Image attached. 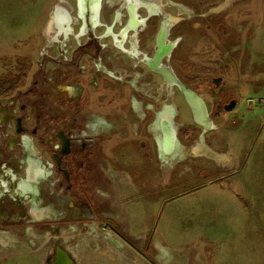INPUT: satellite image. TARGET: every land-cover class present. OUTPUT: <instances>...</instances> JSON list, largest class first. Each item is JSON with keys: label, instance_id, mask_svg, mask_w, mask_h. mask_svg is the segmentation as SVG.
Wrapping results in <instances>:
<instances>
[{"label": "rangeland", "instance_id": "1", "mask_svg": "<svg viewBox=\"0 0 264 264\" xmlns=\"http://www.w3.org/2000/svg\"><path fill=\"white\" fill-rule=\"evenodd\" d=\"M102 4L101 22L105 27L94 28L88 25V21L86 23V19L80 18L77 0H0V77L9 71L15 72L17 56L28 55L35 71L27 83L33 81L39 72L42 78L46 76L47 81L53 83L47 86L53 93L48 97L51 104L61 97L55 90L56 84L60 85L63 81L71 86L84 84L85 97L96 105L92 109L97 114L123 116L128 122L124 130L115 134L112 143H102V150L107 149L102 153L105 155L109 152L108 158L115 159L114 167L111 165L114 170L112 179L118 184L129 182L128 174L124 172L125 166L129 163L139 164L142 175L138 182L143 184L145 206L150 211V217L145 216V221L138 217L135 222L130 214L125 221L122 215L113 214L110 217L108 213L106 217H99L96 229L102 233L100 239L104 241H107L106 233L119 241L116 235L118 231L125 232L128 237V230L131 229L141 231L142 236L157 229L155 235L163 231L164 236L160 234V238L162 241L166 239L169 247L160 249L157 247L159 244L154 246L156 242L151 234L148 235L149 239L143 236L138 244L144 255L123 243L128 251L123 252V263L114 253L103 249L102 253L107 259V263H104L264 264V164H261L260 156L256 153L260 149L254 148L256 151L251 153L255 141L247 138L250 147L245 146L249 153L248 162L246 160L247 167L240 176L235 174L230 177L234 170L226 171L217 154L226 151L233 133L246 132L250 133V137L264 127V43L261 46L258 43L255 47L253 42L256 35L264 33V27L260 25V18L264 17V0H176L174 6H170V0H103ZM134 5L135 10L138 5H145V8L136 11L137 16L143 18L151 15V6L155 12H160V16L153 17L158 21H153L143 38L144 53L150 57L155 50L154 41L161 19L167 18V29L171 28L167 39L175 45L171 43V61L170 57L160 61L164 59L162 66L167 72L164 75L174 76L178 82L191 85L199 96L204 95L203 103L207 109L211 110L212 101L216 99L212 92L217 90L214 82L221 80L227 88L239 87L243 99L240 106L229 114L223 110V117L212 120V130L207 131L194 123L189 104L178 84L151 72L145 65L143 80L129 77L136 87L131 89L129 85L128 98H134L127 109L122 104L124 99L120 94L126 87L123 83L117 84L119 80L101 72H85L75 76V68L63 67V62L74 59L77 45L87 40L91 30L94 35L102 37V43L111 45L116 60L124 61L127 58L126 62L135 68L142 58L127 57L124 49L134 48L135 52L138 31L122 35L126 28L122 25L124 20L114 25L115 14L120 12L127 16L124 8ZM84 8H81V13ZM57 9L70 20L73 19L67 29H59L56 20L53 21ZM223 9L225 12L219 13ZM197 14H203L204 18ZM85 27L88 28L84 31ZM109 28H112V37L108 35ZM127 36L128 43L119 45L117 39H126ZM91 58L94 59V56L88 53L84 59ZM87 65L89 63L84 66ZM98 66L105 69L104 65ZM117 70L115 76H124L120 68ZM88 80L94 87L101 83V91L94 93L88 83L85 84ZM110 81L111 85L106 86L105 83ZM67 89L70 94L77 91L73 87ZM218 104L219 100L215 109L219 107ZM137 117L140 124L134 131ZM166 131L176 133L175 152H168L172 150L171 144L165 149L168 154L160 159L158 155L156 157L159 146L155 141L160 133L164 138ZM134 133L139 135L135 136ZM141 137L145 140L142 141ZM205 170L208 177H205ZM224 176L230 177V180H220ZM207 180L215 182L207 187ZM159 181L160 189L156 185ZM223 196L227 200L221 199ZM177 198L181 200H175ZM156 203L160 205L159 210ZM217 229H221V233L217 234ZM43 234L35 235L45 238ZM150 245L151 251L147 249ZM4 249H0V264H20L21 260H16L19 255L11 257L13 250ZM30 251L31 254L25 257L27 263L33 260V264H42L36 258L43 257L47 251ZM7 252L10 254L6 256ZM87 257L80 260V264H97L100 258L99 254L96 260L93 255L89 259Z\"/></svg>", "mask_w": 264, "mask_h": 264}, {"label": "flooded vegetation", "instance_id": "2", "mask_svg": "<svg viewBox=\"0 0 264 264\" xmlns=\"http://www.w3.org/2000/svg\"><path fill=\"white\" fill-rule=\"evenodd\" d=\"M77 1L81 19H86V23L88 21L90 27H105V24L101 22L103 0H83V7H85L83 15L80 0ZM133 1L136 0H129V2ZM171 5H176V0H170ZM135 7L134 5L128 9L124 8L127 16L120 12L114 16V25L121 19L124 20L122 25H125L126 28L122 35L133 30L138 31L135 37L136 54L134 48L124 49L127 57L139 58L138 56H140L142 58L135 68L126 62L127 58L124 61L123 59L119 61V58L116 60L113 57L111 45L102 43L100 41L102 37L94 35L91 30L87 40L77 45L74 59L62 63L66 69L75 68V76L85 72H101L106 73L110 78L119 80L116 81L117 84L123 83V86L126 87L120 92L124 99L122 104L126 109L129 104L132 105L134 98L133 96L128 98L129 85H131V89L136 87L130 82L129 77L143 80L144 65L151 72L160 74L152 69L147 61L155 57L158 50V37L162 29L169 27L167 18H162L161 22L159 20L161 26L154 41L155 50L151 57L146 55L143 50L145 49L143 38L151 28L153 21H158L153 17L160 16V12H155L154 7L151 6V15L143 18L141 15H135V11L145 8V6L138 5L136 10ZM224 12L223 9L219 13ZM122 16H125L126 19H123ZM197 16L204 18L203 14H197ZM70 23H73V19ZM162 23L164 27H162ZM87 28L85 27L84 31ZM170 29H167V37ZM111 30L112 28H109L108 35L112 37ZM84 36L87 35L84 34ZM117 42L121 46L125 42L128 43V36L126 39H117ZM170 43L172 41L168 42V44ZM88 53L94 56V59H84ZM171 54L172 52L164 59L170 57L171 61ZM87 63L89 65L84 66ZM118 63H120L119 66L116 65ZM98 64L104 65L105 69H102V66L100 67ZM118 68L123 72L121 74H124L120 78L115 76V71H118ZM116 73L118 74V72ZM129 73H135V75L130 76ZM40 75L39 72L35 76L33 75V81L29 84L27 80L30 77L14 91L0 95V232H45L57 228L70 232L74 229H87L96 226L99 217L103 215L98 213L94 207L97 199L96 189L111 185L113 182L114 171L111 169L110 163L112 158H108L109 152L103 155L102 152L107 149L103 151L101 145L102 143H112L115 140V134L127 126L126 119L119 115L115 117L97 114L92 109V106L96 105L85 97L84 84L71 86L68 84L69 82L65 81L61 83L62 85L56 84L55 90L61 94V97L56 103L51 104L48 97L52 90L49 91L47 86L53 83L48 82L46 76L42 78ZM87 83L94 93L101 91L99 88L101 83H98L97 87L90 85L89 80L85 82V84ZM109 83L111 81L105 83L106 86L111 85ZM184 84L194 90L191 85L185 82ZM213 84L217 90L216 92L212 90L216 99L212 101L211 110L208 109L211 120L219 116L223 117V110L230 103L235 105L234 109L229 112L225 111L228 114L232 113L243 100L239 87L227 88L226 83L221 80ZM70 87L75 88L76 93L70 94L67 89ZM221 88H226V90H221ZM108 89L111 90V88ZM202 98L205 101L204 95ZM218 100L219 109H215ZM125 112L128 113L127 110ZM191 116H193L192 112ZM139 122L138 119L134 124V131L135 128H138ZM98 133L106 134L102 136ZM186 136L189 135L186 134ZM33 164L39 167V172L37 177H32V179L30 167ZM33 199H38L42 206L49 207L48 219H36L32 216V208L36 207L32 202ZM101 205L103 206V203Z\"/></svg>", "mask_w": 264, "mask_h": 264}, {"label": "crops", "instance_id": "3", "mask_svg": "<svg viewBox=\"0 0 264 264\" xmlns=\"http://www.w3.org/2000/svg\"><path fill=\"white\" fill-rule=\"evenodd\" d=\"M260 20H261L260 25L264 27V17L260 18ZM253 42L255 44V47H256V44L258 43H260V46H261L262 43H264V33H259L258 35H256V38L254 39ZM98 134L105 136L106 133H98ZM134 134L135 136L139 135L138 133H134ZM161 134L162 133L159 134V136L156 138V141H155V143L159 146L158 151H157L158 153L156 154V156L158 155L160 159H161V156L165 157L163 155L168 154V152H165V150L162 149L163 136ZM249 135L250 133H246V132L245 133H233V135L230 136L231 144L227 145L228 147L226 146L227 147L226 151L217 152L219 162L223 164V168H226V171L234 170V173L232 175H229L230 177L235 174H238L239 176L242 175L243 171L247 167V162H248L247 156H249V153L245 149V146H248L247 145L248 139L255 141L254 144H252L253 149L251 153L260 149L259 151H256V153L257 155L260 156L258 159L262 162L261 164H264V127L260 132L252 133L250 137ZM141 138H142V141L145 140L144 137H141ZM254 148L256 150H254ZM207 149L209 150L208 147ZM173 152H175V147L172 149V151H169L170 154ZM141 160L142 159H140V161ZM114 161H115L114 158H112V160L110 161L112 166L114 165ZM134 164L135 163H129V165L125 166L126 168L124 169V172L128 174L129 182L128 181L126 183L121 182L120 184L116 182H112L111 185H106L101 188L97 187L96 189L97 199L95 201L94 207H96V210L98 213L103 214V217H106L108 213L110 214V217H112L113 214L115 216L122 215L123 216L122 220L126 221V219L128 218V214H130L131 215L130 217L135 222H136V219H139L138 217H141L142 220L144 218V221L146 217L147 218L150 217V214H149L150 211L148 212L147 211L148 209L145 206L146 199L144 196V188H142L143 184L138 182V180L140 179L142 175V171L138 168L139 164L138 165L137 164L134 165ZM30 168L32 171L31 176L35 178V176L38 175L37 172H39L38 171L39 167L33 164ZM239 169H241L242 172L238 173L237 171ZM116 170L120 171L119 169H116ZM137 172H139V174ZM204 172L206 174L205 177H208L209 176L208 171L205 170ZM135 173H137L138 176ZM226 177L227 176H224L220 178V180L228 181L230 177L229 178H226ZM213 182L215 181L208 182L207 187L209 185H212ZM152 183L154 185L155 181H153ZM159 183L160 181L156 183V185H158V188L160 187ZM158 196H159V192H158ZM224 197L225 196L221 197V199L227 200V198H224ZM181 198H177L175 200H181ZM32 202L36 206L35 208H32L33 209L32 216H34L36 219H48L50 215L49 207L44 206V205L42 206L40 202L38 201V199H35V200L33 199ZM101 203H103V206L101 205ZM167 203L168 202L166 201V204ZM159 209H160V205L157 204V210ZM153 215H154V212H153ZM156 222L157 223L159 222L157 217H156ZM96 227L97 225L91 226L90 228H87V229H74V230H71L70 232L61 231L58 228L55 230H47L45 232L44 231H41V232L40 231L39 232L28 231L24 233L0 232V249L5 248L8 251L13 250L11 254L7 252L6 256L7 254H10L11 257L14 256L16 258L17 255H19V257H17L16 260L17 261L21 260L20 264H33L32 263L33 260H31V258L27 257L32 262L27 263V260H25V257L31 254L30 250H33V249H40V250L47 251V254H45L43 257L36 258V259H39V262L41 261L42 264H80V260L83 261L84 258H86V256H88L87 259H89L93 255L94 259L96 260L97 254H99L100 256L99 262H97V264H105L107 263V259H106V256H104L102 253L103 249H108V251H110L111 253H114L115 257H117L121 261V263H123L122 255H123V252L127 251L126 247H124V244L127 246H130L132 249L136 250V252H138L139 254L144 255L141 252L142 250L140 246L138 245L141 243L143 236L145 238L146 237L148 238V235L152 234L153 240H155L156 242V245L154 246H157L159 244L160 247L159 246L157 247L160 249L166 248V246L169 247V244L165 242L167 240L164 239V241H162V239L160 238V234L162 235L164 234V232L161 230H160L161 233L158 232L156 235L155 233L157 229H154L151 232L149 231L148 232L149 234H145L142 236L141 235L142 233H140L141 231L131 229L130 231L128 230L129 232L128 237L125 235V232L123 233V232L118 231L119 234H116V235H118L120 239L119 241H116L115 239H113L111 237L112 236L111 234L106 233L105 237L107 241H104L103 239H100L102 237V233L100 231H97ZM216 233L217 234L221 233V229H217ZM35 234H43L45 238H43L42 235L36 236ZM133 238H135V240H133ZM209 239L211 238H208L207 240ZM113 246H115V248ZM151 248H152V245H150L147 249L151 251ZM81 251H85L86 253L84 254V252H81ZM61 255L64 256L63 258L65 261L59 263L58 260L60 259ZM101 260L103 261L102 263H101Z\"/></svg>", "mask_w": 264, "mask_h": 264}, {"label": "water", "instance_id": "4", "mask_svg": "<svg viewBox=\"0 0 264 264\" xmlns=\"http://www.w3.org/2000/svg\"><path fill=\"white\" fill-rule=\"evenodd\" d=\"M165 30H167V29H165ZM162 33H163V29H162L161 33L159 34V36ZM173 45H175V43H173ZM158 50H159V45H158ZM158 50H157V52H158ZM157 52L155 54V57L158 54ZM147 63H148V61H147ZM160 67L163 68L162 65H160ZM158 73H160V75H162L169 82L174 83V84H178V86L180 87V90L184 94V97H185L187 103L190 106V109H191V112H192V115H193L192 117H193L194 123H196L197 125L201 126L202 128H204L207 131L208 130H212V128L214 126H213V122H212V120H211V118H210V116L208 114V109L207 108L203 109L202 106H201V101H204V99L201 96H199L195 91H193L192 89L187 87L185 84L178 82L174 76H172V78L169 79L161 71H159ZM234 106H235L234 104L230 103V104H228L226 106L225 110L228 111V112L232 111L234 109ZM202 114H205V119L202 122H200V121H198V118ZM206 121H207L208 124H206ZM164 134H165V136H164L163 141H162V143H164V147L162 146V149L165 150V144L167 143V146H168V142L169 141H171V143L173 144L172 145V149H173L174 146H175L174 144L176 143V133H168V131H166ZM166 151L167 150H165V152ZM63 257L64 256L61 255L60 259L58 260L59 263L65 261Z\"/></svg>", "mask_w": 264, "mask_h": 264}, {"label": "bare ground", "instance_id": "5", "mask_svg": "<svg viewBox=\"0 0 264 264\" xmlns=\"http://www.w3.org/2000/svg\"><path fill=\"white\" fill-rule=\"evenodd\" d=\"M80 7H83V0H80ZM89 3V2H88ZM145 6V5H144ZM137 11V10H136ZM136 11H135V15H136ZM139 16V15H138ZM55 19H53V21L56 22V25L58 26L59 29H67L68 26H70V18L66 17L60 9H57V11L55 12ZM136 18V17H135ZM139 21V20H138ZM54 24V23H53ZM167 30L163 29V33L158 37V45H159V50H158V54L157 56L151 59H148V64L149 66H151L152 69H154L156 72L161 71L163 74H167L166 70L164 68H161L160 65H162L160 63L161 59L166 57L167 55L169 56V54L172 52L173 50V46L172 44H168L167 42ZM167 78H172V76L170 75H166ZM201 106L203 109L206 108L205 104L203 103V101H201ZM205 119V114L200 115V117L198 118V121L202 122ZM164 129V128H163ZM161 137V136H160ZM162 141V140H161ZM171 141L168 142V146L171 145ZM173 145V144H172ZM171 145V147H172ZM162 146L164 147V143L162 144ZM167 147V143L165 144V149ZM35 170V169H34ZM39 171V170H38ZM32 173V172H31ZM35 173V172H34ZM38 173V172H37ZM36 173V174H37ZM42 173V172H41ZM35 176V175H34ZM37 177V176H36ZM32 178V176H31ZM33 179V178H32ZM32 181V180H31Z\"/></svg>", "mask_w": 264, "mask_h": 264}, {"label": "trees", "instance_id": "6", "mask_svg": "<svg viewBox=\"0 0 264 264\" xmlns=\"http://www.w3.org/2000/svg\"><path fill=\"white\" fill-rule=\"evenodd\" d=\"M31 57L19 55L15 59V72H7L0 77V95L14 91L35 71Z\"/></svg>", "mask_w": 264, "mask_h": 264}]
</instances>
